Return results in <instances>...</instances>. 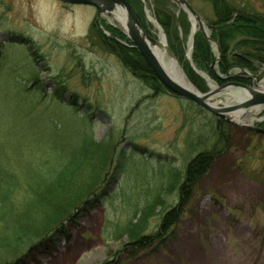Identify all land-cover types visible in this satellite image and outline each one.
Here are the masks:
<instances>
[{"label": "rangeland", "instance_id": "obj_1", "mask_svg": "<svg viewBox=\"0 0 264 264\" xmlns=\"http://www.w3.org/2000/svg\"><path fill=\"white\" fill-rule=\"evenodd\" d=\"M230 1L249 4L264 17L261 0ZM190 2L212 24L211 4ZM143 3L146 24L158 39L159 28L145 10L158 23L159 4L176 14L187 59L190 16L172 0ZM183 19L185 27L180 25ZM107 25L122 31L110 14L99 18L93 5L0 0V176L10 174L18 180L14 193L18 208L29 200L31 187L42 189L40 181L51 182L70 164L69 155L79 153L89 136L95 143L86 148L87 158L72 181H78V193L108 187L111 194L83 213L72 209L74 218L60 224L61 232L55 226L45 229L39 217L33 228L48 230L47 241L35 246L37 236L30 238L0 258V264H264V135L225 120L221 130L228 145L218 144L220 118L168 91L155 94L101 45L98 29L129 45ZM198 32L204 34L199 27ZM258 41L242 35L230 41L226 61L232 66L227 73L248 79L250 85L253 76L261 75L263 81L256 87L264 89V49ZM212 52L208 67L217 55V50ZM219 62L215 70L220 73ZM208 74L216 87L226 83ZM206 86V91L211 89L208 82ZM217 96L220 103L227 101L225 93ZM263 111L249 110L244 122L250 123L249 115H254L250 124L259 125ZM104 149L112 160L94 173V156ZM205 151L217 152L212 167L195 185L165 244L139 248L127 235L115 237L117 224L136 222L145 204L161 195L164 204L148 219L145 233L157 231L162 212L178 203V190H167L171 168L184 173L187 163ZM120 155L119 162L115 158Z\"/></svg>", "mask_w": 264, "mask_h": 264}, {"label": "trees", "instance_id": "obj_2", "mask_svg": "<svg viewBox=\"0 0 264 264\" xmlns=\"http://www.w3.org/2000/svg\"><path fill=\"white\" fill-rule=\"evenodd\" d=\"M138 17L142 21L145 29L150 32L143 13L141 0H129ZM209 2L214 10L215 19L212 22L213 25H221L217 30L212 33L213 38L218 41L222 49V58L219 62V70L222 74H226L232 66L226 61L227 53L229 50L230 41L234 40L237 35L248 36L256 38L259 41L257 43L262 44L264 49V17L261 12H256L251 5L238 6L230 0H206ZM264 2V0H261ZM159 4V3H158ZM155 10V15L158 18L159 23L165 30L169 44L182 62L183 68L188 78L201 90L206 91V80L202 78L190 65L185 56L184 40L178 31L179 20L175 13L170 12L165 8L163 4H159ZM187 26L186 20H181L180 25ZM115 36L127 41L129 45H124L118 42L114 38L106 37L98 29L97 32L100 36H103L101 45L108 51L115 53L119 58L130 68L138 78L147 82L155 94L163 93L167 91L165 87L154 77L153 73L149 69L139 51L132 46V42L127 36L117 28L107 25ZM97 36V35H96ZM213 56L211 46L207 41L203 33L198 32L196 34L192 60L196 67L200 70L209 72L208 62ZM263 60V59H262ZM245 65L249 66L247 62ZM235 78H240L235 76ZM248 83V79L243 78ZM146 83V84H147ZM264 112V111H263ZM227 124L223 119L218 122L217 136L219 140L218 144L228 145V139L224 136L221 128ZM264 128V120L259 124ZM95 143L92 138L86 137L85 141L80 146L79 153H71L69 155L70 164H68L64 170L57 175V177L49 181H40L42 189H36L31 187L30 192L32 195L26 204L22 208H18L15 201V189L19 182L16 181V177L10 174L0 176V247L4 249L0 258H4L6 253H14L24 242L30 238L36 237L37 240L33 243L42 244L47 241L45 235L48 230L35 231L33 225L40 217L41 222L45 224V229L52 226L57 227L61 232L60 224L65 220L73 219L72 209L76 212L83 213L96 203H104L105 200L111 197L108 187L103 188L101 191L89 187L84 194L78 193L77 190L78 181L73 175L76 172V168L83 162L85 157L87 158V150L91 144ZM140 148V147H137ZM216 151H205L198 153L193 157L186 165L184 173H180L177 168H171L172 176L170 177V185L167 190H178V203L162 212L160 223L157 231L152 234L145 233L148 225V219L156 214V210L164 204V199L161 195L155 198L154 201L147 202L142 209V215L134 222L130 220L127 224H117L115 237L119 235H127L130 244L136 245L139 248H146L152 245L161 246L166 243L168 239L172 237V232L175 225L181 220L185 213L187 206L194 193V187L198 181L206 175L214 162ZM97 159L93 166V172L99 173L102 169H106V166L112 160V155L106 153V149L98 155L94 156ZM122 155L115 160L119 162L122 160ZM160 162L161 159H160ZM72 208L70 209V207ZM70 209V210H69ZM73 217V218H72ZM64 221V222H65ZM43 226V225H42ZM42 235L41 237H39ZM49 237V236H48Z\"/></svg>", "mask_w": 264, "mask_h": 264}, {"label": "water", "instance_id": "obj_3", "mask_svg": "<svg viewBox=\"0 0 264 264\" xmlns=\"http://www.w3.org/2000/svg\"><path fill=\"white\" fill-rule=\"evenodd\" d=\"M70 4H87L93 5L96 7L98 11V17L100 18L102 15V11H106V13H110L111 9L114 6H119L123 8L127 15V31L121 29L124 33L128 35L133 45L139 53L144 58L147 63L149 69L153 73L154 77L165 87V89L185 100L193 101L202 108L210 111L211 113L218 116L220 119H224L228 122H232L234 124L243 126L249 130H252L257 133L264 134V128L258 125H252L250 123H246L244 121L238 122L234 120L230 114L228 113H241V120H243V116L251 109H264V89L257 88V84L260 81H263L261 75L253 76L254 81L253 85L246 83L244 80L233 78L231 73H227L225 75L217 72L212 65H209L211 72L218 78L227 81L225 84L216 87L215 89H210L208 91L202 92L200 89L196 87V85L187 77L190 86H186L176 79H174L167 71L164 69L156 55L153 52V47L158 45V38L154 37L150 32H148L140 18L138 17L132 3L129 0H61ZM145 5V0H142ZM176 2L180 7H182L186 13L190 16V19H195L197 21L198 27L200 30L204 32V35L209 42L212 51H214V47L217 50V55L215 57V64L218 63L222 56V49L219 45L218 41H216L212 36V31L219 29L221 25H211L206 22L199 13L195 10V8L191 5L189 0H172ZM145 9V8H144ZM110 10V11H109ZM146 15L148 17V12L145 10ZM99 23V19H98ZM158 27L163 31L161 25L156 21L155 22ZM101 26V25H100ZM106 34L111 35V33L104 29ZM165 38L166 35L164 34ZM196 32H193L192 42L190 46L188 45L187 59L193 69L202 77L204 76V71L198 70L192 61V54L194 49ZM119 41H121L119 39ZM122 42V41H121ZM190 47V50H189ZM167 50L169 51L171 57H175L172 53L171 49L167 46ZM213 62V63H214ZM242 69V68H241ZM247 73V72H246ZM206 78V77H205ZM264 88V87H263ZM231 92L228 99L229 105H221L216 104L215 98L218 97L220 93ZM236 93V94H235ZM215 101V102H214ZM256 119V117H255ZM254 119V120H255ZM253 120V121H254ZM259 120H264V116L259 118ZM252 121V122H253ZM251 122V123H252Z\"/></svg>", "mask_w": 264, "mask_h": 264}, {"label": "bare ground", "instance_id": "obj_4", "mask_svg": "<svg viewBox=\"0 0 264 264\" xmlns=\"http://www.w3.org/2000/svg\"><path fill=\"white\" fill-rule=\"evenodd\" d=\"M110 11V10H109ZM102 15L105 14H110L111 19L117 21V23L119 24L120 28H122L123 30L127 31V15L126 12L123 8L119 7V6H114L113 9H111L110 13H106V11H102L101 12ZM148 18L149 20L154 23V25L156 26V28L158 29V25L155 23L156 20L152 17V15H150L148 13ZM192 28H191V34H190V41H189V46L192 42V35L193 32H197L198 31V24L197 21L195 19L192 18ZM159 39H158V45L154 46L153 52L156 55V58L158 59V61L160 62L161 66L166 69V71L174 78L176 79L178 82L186 85V86H190L188 79L185 76L184 70L182 69V67L180 66L179 62L177 61V59H175L174 57H169L168 56V51H167V40L164 36V32L159 28ZM191 47V46H190ZM189 47V50H190ZM214 50H216V48L214 47ZM215 54V52H214ZM216 55H214V59H215ZM213 59V60H214ZM212 60L211 65L212 67L216 68V64L215 62ZM214 62V63H213ZM204 76L206 77V81L210 84L211 89H215L216 88V84L213 81V79L210 77V75L206 72H204ZM232 93L227 91L225 92V95L227 97V101H221V103L217 100H215L214 102L216 104H221V105H229V103H232L231 101L228 102L230 96ZM236 94V93H235ZM233 116H231L234 120L238 121V122H242L244 121L241 120V113L239 112H235V113H231ZM249 119H250V123L255 119L254 115H249Z\"/></svg>", "mask_w": 264, "mask_h": 264}, {"label": "flooded vegetation", "instance_id": "obj_5", "mask_svg": "<svg viewBox=\"0 0 264 264\" xmlns=\"http://www.w3.org/2000/svg\"><path fill=\"white\" fill-rule=\"evenodd\" d=\"M221 58H222V56H221ZM221 58H220V59H221ZM244 62H247V63H248V61H244ZM226 82H227V81H226Z\"/></svg>", "mask_w": 264, "mask_h": 264}]
</instances>
